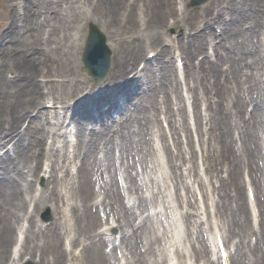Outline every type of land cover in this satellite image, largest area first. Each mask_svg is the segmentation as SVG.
I'll list each match as a JSON object with an SVG mask.
<instances>
[{
    "label": "bare ground",
    "instance_id": "1",
    "mask_svg": "<svg viewBox=\"0 0 264 264\" xmlns=\"http://www.w3.org/2000/svg\"><path fill=\"white\" fill-rule=\"evenodd\" d=\"M67 2L71 9V13L75 16V21L77 22L76 27H79V25H81L80 17L85 15L86 19L89 7H82L81 3H79L80 0H67ZM175 4L176 0H144L142 3H139V0H95V2L91 3L92 8L94 10L100 9V13L98 14H101L102 17H104L103 21L109 30V32H107L108 41H114L121 37L130 27H132L133 32H136V26L140 29L141 24L139 16L140 18L144 17L145 19L144 29L153 27L155 30V33L150 34L147 38H142L138 35L134 36V41H131L130 43L132 49L131 55L122 50L119 52V47H117L118 53H115L114 55L113 72L109 77L108 82L126 77L129 73H133L135 76L139 77L141 70L151 68V61L146 59L145 56L147 48L156 49V58L159 55L165 54L166 46L164 39L160 34L162 30L168 26L166 19L169 15L173 18L171 25L177 27L184 26L186 28L185 34L187 36L195 32L198 33V35H204L206 39H208L209 37L216 38V34L213 31L214 25L217 24L219 26L218 28H222L224 25L223 22L227 19V17L224 18L223 15V13H226L225 9L228 8L237 11V13L230 16L231 18L234 17L236 20H238L240 16L238 12L242 10L241 7L234 3V0H213L209 6L201 8L202 11H196L194 14H186L185 11H183L182 14H179L176 12ZM30 5L31 3L26 5L27 13L24 16V25L19 30H16L17 33L24 31L25 29L27 32L28 28L33 27L38 29L40 24L43 23L42 16L46 17L47 14L52 20H54V22L58 23L56 24V27L65 25L69 34L64 35V44H62V39H59L58 33L53 34V36H57V39L53 41L56 49V53L53 56H51L48 50L36 49L32 51L30 48H27L28 50L22 51V49L19 48V39L15 34L14 53L16 58L14 59L12 67L14 73L13 76L17 79L25 80L27 84H33L30 92L32 91L35 96L28 99V91L25 89L22 92V85L20 83L11 84L9 82L6 83L5 80H1L0 92H11L12 99L5 105V107L1 108L0 106V149L11 145L9 150L0 155V174L3 175L0 176V241H2L4 245L11 240L12 235L16 231L14 224L21 217L19 211L25 209L28 202H34L37 209L40 208L42 201H54L52 204L54 210L57 213H60L61 211L63 213L53 224H51V226H46V229L49 232L48 236L46 232L41 231L43 224H39L35 215L30 214L28 216L30 229L28 230L36 236V239H38L39 242L34 243L32 246L27 244L24 247L25 250L30 251L32 254L31 257L22 254V247L19 249L18 246L19 238L16 237L15 242L17 240V243L12 250L11 259L13 260H11V264H14L13 262L17 258L15 264H20L22 261H33L36 264H65V260L68 256H71V264H127L123 259H118V256H115L116 260L115 263H113L114 255L113 253H110L112 249L115 253H118L119 249L120 252H122V247L129 249L134 257V259L131 260L130 263L128 262V264H161V259L169 254L168 248L164 247L161 254L153 251L152 248V255L150 256L142 251L143 248H146L145 238L150 239V236L148 235L150 229L147 230V227L153 213L148 209V202L158 196L161 192L160 189H155L156 187L154 184L147 181L146 173H144V169H148L145 166L150 163L148 156L152 149L148 146L151 145V142L149 139L145 140V135L142 137L144 141L141 139L135 141V137L138 136L135 131L123 134V123L117 125L114 124L113 121H107L103 122L104 128H101V131H103L104 134L105 131L108 130V135L111 137L110 141L112 144L115 137H117L118 140H121L120 143L122 144V149L126 151L129 150V154L133 158L132 162H129L128 159V164L126 163V165H124V159L119 164L120 168L125 166L124 170L120 169V171H122L120 174L122 179L121 184L118 180V160L112 157L111 148L108 149L107 146H105L106 148L100 147L103 151V158L98 157V144H95V141L99 140V138L93 135L94 127L87 126V133L85 134H82L78 130V135L82 137L79 138L77 144L76 157H79L82 162L77 170L76 176L72 175L70 177L69 170L66 169L63 176L65 180L60 182L56 169L52 167L48 178V181L53 184L52 187L47 185V187L42 189L38 195L33 193L30 198L26 196L24 182L31 188L32 180L29 177H36L41 171L42 157L40 155L35 156L33 152H31V149L29 150V146L25 145V142H27V131L21 129L22 119L30 118L31 120V111H36L37 115L47 114L46 109L42 107L46 101L51 102V107L54 109L48 110V112L56 113L58 112V110H56L57 104H64L66 100L69 99L68 95H73L79 92L82 93L90 86L89 81H86L85 78H79L76 75L75 57L80 49L76 42L78 40L77 32H70L72 26L75 27L74 22L70 20L63 21L58 14V10L53 9L49 5V2L47 4L48 10L45 12L32 8ZM62 7L64 6L62 5ZM249 8L252 10L246 12L247 16H251L255 9L254 6H250ZM138 10H141V13L138 12ZM12 18L13 17H11L10 20ZM58 18H60V21L57 20ZM16 22L17 21L12 20L11 23L14 25L17 24L18 26L19 22ZM228 22L229 24H232L233 21L228 20ZM251 25L252 22H246L245 26H248L249 29ZM12 37L13 36L6 37V34L4 33L0 35V42ZM39 40L40 39L38 38V42ZM146 40H148V42H145ZM49 44L52 43L50 42ZM203 47L204 43L202 42L198 49L204 51ZM248 47L243 48L241 51L239 50V53H242L241 56L243 60H245L244 53L251 52L249 58H252L256 51H260L257 46H253L252 50ZM30 52L31 54H29ZM194 52L195 50L191 48L185 50L186 59L188 60L189 65L192 66H195V63L192 60ZM139 61L144 62L141 69L138 67ZM208 61L209 59L206 55L200 60L199 66H202L204 62L207 63ZM4 63L5 61H0V78L4 74V69L2 70ZM229 63L230 66L227 68H223L219 64L213 65L215 71L214 74H216V76L226 71H234L235 74L233 80V86H235L233 96L236 99L232 102V110L230 112L225 111V108H222L221 110L220 131L222 134L221 132H218V142L222 141L221 149L223 147L224 152H227L233 157L234 161L230 166L233 167L231 178L236 176L233 183L235 189L238 190L237 187L241 186L237 174L239 173V168L243 166L244 169L249 170L252 183L254 181L256 186L258 185L256 190V201L264 207V146L262 143L264 132L259 126V121L255 119L256 124L251 126L245 139L246 148H244L240 154L237 155L231 140L232 119L238 115L242 118L245 117L246 107L248 105H251L253 102L260 103L264 99V84L258 83L254 78H250L256 77L254 75L255 67L251 60L246 61V67L250 73L243 72V69L239 67L236 60H229ZM258 65L264 68V61L258 62ZM39 74H43L44 77L61 78V84L65 85V89L61 93L52 92L51 96L39 92V85L37 84V77ZM48 82L60 83L53 81V79H49ZM201 86L204 90H207L205 82H202ZM102 87L103 85L101 86V89H98V87L94 85V89L98 92L102 90ZM106 87H111V84H108ZM220 102L223 105L221 100ZM216 109L218 110V106H216ZM251 114L254 115L253 112H251ZM138 123H140V121H138ZM131 125L132 124H130V127ZM64 127L65 130L63 133L67 132L69 126L65 125ZM142 129L143 132H147L148 130L147 127ZM44 130L45 129L41 127L36 130L35 137L38 140L40 137L44 136ZM114 130L119 132V137L113 133ZM128 138L131 139V148H127L126 140ZM223 140L225 145L223 144ZM42 143L40 146H42ZM52 144L56 145L55 141L52 142ZM166 151L171 154L169 148H166ZM238 157L240 158L239 161L237 159ZM112 158L114 175L116 176L115 179H113L111 177L112 174H110L111 164L106 162V160L109 161ZM140 169L142 170V173L140 172ZM125 173H127L126 175L128 178H131L129 180L131 183L130 186L133 190L137 191L139 188H145L143 193L139 194L141 201L137 206L148 211L146 215L148 219H141L134 210L128 207L127 203H131L128 200L133 201L132 196L127 198V203L125 202V193L120 187H125L123 184L127 183ZM65 183L66 187L64 190ZM97 184L99 185L98 190H96ZM103 190L104 194L109 195V204L106 203L105 197L101 202L97 200V195L99 192H103ZM62 201L64 202L63 205H61ZM238 201L239 203L236 206L240 213L250 211V208L248 210V202L245 201L243 194L240 193ZM251 204L253 205L254 203L251 202ZM69 205H71L72 208L71 212L69 211L70 215L66 213V210L68 209L67 206ZM23 212H26V210ZM191 214H193L192 210H187L185 212L186 216ZM24 215H26V213H24ZM111 216H113V222L115 224L112 223L106 231H96V226L103 222L104 217H106V223H108ZM156 216L159 218L158 212ZM257 216L258 215L255 213V220ZM115 217H117V219H115ZM137 220H139V222L135 225V221ZM261 220L262 225L264 226V213ZM238 221V231L236 230L235 232H238V234H244L241 229L247 228L248 226L247 224H245V226L241 225L244 222L241 218H239ZM245 221L247 222L246 216ZM256 222L257 221H255V223ZM116 226L120 229V232L118 233H121L120 243L118 245L116 244L118 235H113L111 232ZM124 226H127L126 228L130 229V234L125 231L126 228L124 229ZM33 227H37L38 231H35ZM172 230L173 224H170L167 229V234ZM64 233H67V236L70 239L69 245L72 246L70 252L64 247ZM159 237L160 234L158 233L155 237L157 242L161 240ZM105 243L104 250H106L105 248L107 246H110L111 250H102ZM148 243L150 244V247H152V241L148 240ZM259 244H262L261 248L259 247ZM77 245L82 246L79 251H77L78 249L74 250V247ZM245 247H248V249ZM212 250L215 252L214 248H212ZM238 251L243 253H235L232 255L230 252V259L233 258L235 264H264V231H260L256 245L253 247L251 245L244 246L243 241L241 240ZM170 255L171 254H169V256ZM200 256L205 259L206 264L212 263L213 261L210 259L206 248L201 250ZM235 256H237L236 260ZM243 257H245L246 260L249 258V260L245 261ZM6 259L7 261L5 264H8V260L10 259L9 257H6ZM168 261V264H175L174 257L172 256L168 257Z\"/></svg>",
    "mask_w": 264,
    "mask_h": 264
},
{
    "label": "rangeland",
    "instance_id": "2",
    "mask_svg": "<svg viewBox=\"0 0 264 264\" xmlns=\"http://www.w3.org/2000/svg\"><path fill=\"white\" fill-rule=\"evenodd\" d=\"M20 1L21 0H0V35L5 33L6 37L13 36L12 38H8L0 42V61H5L4 66L2 67V70L4 69V74L0 78V83L1 80H5L6 83L9 82L11 84H17L14 81L20 83L22 85V92L27 89V97L29 99L35 96L32 91L30 92L33 84H27L25 80H16L13 76L14 73L12 67L14 59L16 58L14 53L15 34L19 39V48L22 49V51L28 50L27 48H30L32 51L36 49L48 50L51 56H53L56 53L55 44L53 41L57 39V36H53V34L58 33L59 39H62V44H64V35L69 34V32L67 31L65 25L56 27V24L58 23L54 22V20H52V18L46 14V17L42 16L43 23L40 24L38 29L33 27L28 28L27 32L25 29L24 31L17 33L16 30H19L24 25V12L26 11V4L31 3L30 7L45 12L48 10L47 4L49 2V5L53 9L58 10V14L61 16L63 21H73L75 27L72 26V30L70 32H77L78 40L76 42L79 49L81 50L80 52H82L84 46L86 37L85 35L88 32L90 19H93V21L99 26H103L106 32H109V30L103 21L104 17H102L101 14H98L100 13V9L94 11L90 8L91 14L87 17L88 21L85 19V15H82L80 17L81 25H79V28L76 27L77 22L75 21V16L71 13V9L68 6L67 0ZM80 1L83 6L88 5V7L92 2H95L93 0ZM143 1L144 0H139V3H142ZM210 1L200 6H191V0H187L184 5L186 6V11L194 13L196 9L203 6H208L213 2V0ZM15 2L18 3L19 7ZM24 2H26L25 5ZM234 3L242 8V10L238 12L240 15L239 19L236 20L234 17H230L237 13V11L234 9H225V16H228V20H232L233 22L229 27L224 28L222 32L218 33V36L221 38V45L218 47L213 45V43L217 40H208L213 43H208L205 47L206 37L204 35H197V33L193 35L191 34L192 36H188L190 37L189 39L186 37L181 44L175 43L176 41L169 42L166 44L167 53L163 54L164 56L161 55L163 57L160 56L161 58L159 57V59L156 61L155 56H153L154 50L149 56L146 53L149 59L152 60V63H150L152 67L143 72L140 77L134 76L132 81L127 80L124 85L114 82L112 88L107 89L116 91V88L120 86V88H122L121 94V90L117 89L116 93H112L110 97L106 99L103 97V91L98 92L94 89L92 91H88L87 93L83 92L80 96L75 93L73 95H68V103H64L63 105L60 103L57 104V106H59L57 107L59 108L58 113L46 112L47 114L45 115H37L36 111H31V120L30 118L22 119L21 129H25L27 131V142H25V145L29 146V150L31 149V152H33L35 156L40 155L43 161L42 169L39 174L36 175V177L32 176L33 180L31 181V188L24 182L26 196L30 198L33 193L36 192V194H38L39 191L46 188L47 185L52 187L53 184L51 182L48 183V180H46L51 168L49 165H51L52 162H56V164L54 163L57 165L56 167H60L63 163V159L67 157V163L71 167V171H75V167L79 165V159L75 158L72 154L73 144H75L79 138L77 128H73L74 135H70L69 133L63 135L61 133L60 137H58L57 133L54 132V129L58 130V127L55 125V121H59L60 125L69 124L71 127L74 124L77 127H80L79 129L86 128L90 121L95 123V128L96 126H99L102 129L104 128L103 122H105V120H112L115 123L117 122V124L123 122V134H127L130 131H135V133L138 135L135 137V141H138L139 139L143 140L142 137H144V135L148 137L149 132L152 131L148 130L146 133L143 132L142 128L151 127V129L156 128L158 131V127H160L159 131H161L162 119L166 118L161 114H168L171 116L173 113V116H175L176 120L173 125L170 126L168 143L170 145L171 151L176 156L174 158L176 167L172 164L173 160H170V163L168 160H166L164 163H161L159 168L162 175L164 176V179L167 181L166 187L169 185V191L173 194L170 200L172 204L170 205L176 206L177 212L180 214L181 211H185V208L187 207L186 202H189L194 205L193 211L196 212L194 216L190 218L186 217L183 220L184 228L183 234L181 236V253L176 251V255L180 260L178 261V264L181 262L182 264H187L190 262V260H193L194 263L204 264L203 258H199V251L202 245L208 248L210 243H207V239L205 237L207 236V232L214 231V224L220 228L222 233L227 232L229 234L230 244L233 246L230 247L233 251H235L237 247V237H235V235L244 238V236L237 233L233 234L232 232L237 230L236 227L237 223L239 222L238 219L241 218V220H244L241 225L245 226V224H247V226H249L247 228L241 229L246 236L245 241H251L253 243L255 241V235H253V233L250 231V221H252L251 213H240L236 206L239 203V196L236 195L237 192L232 188V186H234L233 182L236 176L230 178L232 168L229 165L230 163L233 164V157L227 152H224L223 148L220 150L219 144L216 142V138L218 136L217 130H220L217 128L221 124L219 123L221 115L215 111L211 112L207 107V103L212 99V96H214V98L219 101L217 96L211 94V92L215 93L214 91L219 92L220 96L222 97L224 106L221 103L219 110L220 112L222 108H225V111L230 112L232 110V104L230 101H235L233 96V90L235 89V86H233V80L235 76L234 71H229V73H220L218 76H216V74H214V68H212L214 63L215 65L221 64V67H228L230 63L226 61L236 60V62L239 64V67L243 69L245 73H250L246 67V61L251 60L253 66L255 67L254 75L256 76L251 78H254L258 83L264 84V68L258 65V62L264 61V0H234ZM62 5L64 7H62ZM184 5H182L181 1L178 0V9H184ZM250 6H254L255 9L251 16H247L246 12L252 10L249 8ZM138 12L141 13V10H138ZM11 17L13 18L10 20ZM12 20L17 21L16 23L19 22L18 26L17 24H12ZM57 20L60 21V18ZM246 22H252V25L249 29L248 26H245ZM130 28L127 29V31L121 37L111 41L114 49L121 47V50L124 49L127 53H132L128 52L130 50L129 45L133 39V36H130V34H135V31L133 32L132 27ZM143 28L144 25L141 29ZM153 31V29L145 31L144 36L148 37L153 33ZM215 31L219 32V29L216 30L215 27ZM165 32L169 34L170 37H175L178 34L182 35L185 32V28L168 27ZM38 38L40 39L39 42ZM50 42L52 44H49ZM202 42L204 43L203 49L205 50V53L201 50L196 51ZM253 46H257L260 51H256L252 58H249L251 52L244 53L245 60H243L241 56L242 53H239V50L241 51L245 47H248L250 50H252ZM187 48H191L196 51L192 55V60L195 63V66L184 64L186 55L184 52ZM114 49L112 48L113 52ZM149 50L151 49H148V51ZM31 52L29 54H31ZM180 52L182 57H179L181 60L179 68L177 63V58L179 55L177 53ZM205 55H209L211 62H204V64L199 67L196 64L197 60ZM78 56L79 53L75 57L76 75L79 78H84L85 76L89 81H92L91 78L86 74L83 65L79 66V64H77ZM46 79L50 78H44L42 77V74L38 75L37 84L39 85V92L43 91V93L50 95L53 91L57 93L62 92L65 89V85L59 83L51 84L50 82L46 83ZM53 80L56 82L61 81L60 78H54ZM202 82H205L206 88H210L209 91L212 90L210 93L207 92V94H209V100L205 96L206 90H204L201 86ZM164 92H167L169 96L163 94ZM11 99V92H0L1 108L5 107V105L11 101ZM94 99L95 101H97L96 99H101V101L95 102ZM263 100L260 103H252L256 105L253 117L244 119V117L242 118L238 115L233 118L231 140L236 153H239L237 140H239L242 144H246L245 139L251 129V126L256 124L255 119L259 121V126L261 127V130L264 131ZM49 104L50 102L46 101L45 105H42V107L47 110L48 108H51ZM188 107H192L193 110L195 118L193 124L187 123ZM202 107L203 114L201 116ZM113 114L117 115L116 118H113ZM206 116L208 117L207 121H205ZM138 121H140V123H138ZM75 122L80 123L75 124ZM130 124H132L131 127ZM40 127L45 130L43 132L44 136L40 137L38 140L35 137V132ZM94 129L93 135L99 138V140L95 141V144L103 146V148L104 146H107L108 149L111 148L110 150L112 157L118 159L119 161L120 159H124L125 162H127L129 159V162H132L133 158L130 156L129 150L126 151L122 149V144L120 143L121 140H118V138L115 137L114 141H112V144L110 141L111 137L108 135V130H106L104 134L103 131H94ZM81 133L85 134V129H83ZM113 133H115L116 136L119 134V132L116 130H114ZM51 136H57L59 138V142H56L64 147L63 150H65L66 153L71 152V156H68V154L63 156L62 151L57 154L56 149H50L49 144L53 139ZM63 139H65V141H63ZM126 141L127 148H131V139L128 138ZM41 143L42 146H40ZM10 147L11 145H8L0 149V155L9 150ZM99 149L97 154H99ZM181 150L183 151V155L179 157ZM113 158L109 161L106 160V162L111 164L110 172L112 173H114ZM237 159L239 161V158ZM65 163H63V169H65ZM47 167L48 172L45 175L44 168ZM221 168H225V172H223ZM242 168L243 167H240L238 170L240 173L238 177L242 183H240V187H236L238 191L244 195L246 200L247 196L244 182V171ZM176 170L177 175L181 176L182 178L180 184H177L176 178L174 176V172ZM0 176L3 175L0 174ZM220 176L224 177L225 180H220ZM60 180L61 179L59 178V181ZM186 182L189 183V188L184 187V183ZM96 190H98V188ZM138 192L140 193L141 191L139 190ZM132 195L138 196L135 191H133ZM160 199V197L157 198V202ZM53 202L42 201L40 208L37 209L34 202H28L25 209L19 211L21 214V219L19 218V220L14 224L16 231L17 229L18 231L12 235L11 240L6 244L3 245V242L0 241V264L6 263V257H10L17 233H19L21 230L22 224L28 222L27 217H24V213L28 215L33 213L36 219H39L40 222L45 221V224L47 223V225L51 224L56 218L62 215V211L57 213L54 210L52 207ZM63 204L64 202L62 201L61 205ZM24 210H26V212H23ZM139 211L140 210L136 212L139 214L140 218H143L141 217ZM245 216L247 222L245 221ZM196 220L198 221L196 222ZM150 223L156 228V222L154 219H151ZM26 226H28V224H26ZM101 226L102 224L99 223L96 226V229L99 230ZM24 230L25 235L22 241L23 244L26 243V236L29 238V245H33L34 242L38 241L36 236L30 233L29 230ZM46 234L48 236L49 232H46ZM148 235H151V232H149ZM161 240H163L162 237ZM64 242L67 244L68 241L66 238ZM78 248L80 249V246H78ZM67 249H69V247ZM150 249L151 248H147L148 251H150ZM102 250H104V247ZM26 251L27 252L25 253L28 254L29 250ZM113 253L115 254V252ZM28 256H30V254H28ZM130 256L131 254L128 251V257ZM210 256H212V253ZM131 259L133 258L131 257ZM66 261V264H71L68 258H66Z\"/></svg>",
    "mask_w": 264,
    "mask_h": 264
},
{
    "label": "water",
    "instance_id": "3",
    "mask_svg": "<svg viewBox=\"0 0 264 264\" xmlns=\"http://www.w3.org/2000/svg\"><path fill=\"white\" fill-rule=\"evenodd\" d=\"M104 41L105 39L102 32L97 28H93V37L90 41L89 50L91 49L92 46H94L95 48L93 50L100 49V52L105 53L106 46ZM109 61H110V57H106L105 64H102L98 61L96 62L86 61V67L88 68V70L90 69L92 72L97 71L102 66H105L108 69L110 66Z\"/></svg>",
    "mask_w": 264,
    "mask_h": 264
}]
</instances>
